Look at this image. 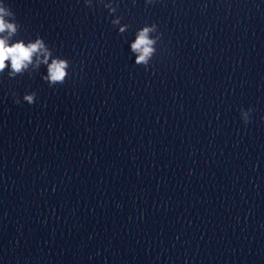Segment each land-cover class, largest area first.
<instances>
[{
	"label": "clouds",
	"instance_id": "9594fccd",
	"mask_svg": "<svg viewBox=\"0 0 264 264\" xmlns=\"http://www.w3.org/2000/svg\"><path fill=\"white\" fill-rule=\"evenodd\" d=\"M153 2L154 0H147L149 4ZM85 3L91 7L92 0H85ZM104 7L111 15L117 11L118 6L114 7L113 3L109 2L105 3ZM121 19V17L117 16L112 19L111 23L113 26L121 25ZM127 27L128 25H122L119 28V32L124 33ZM17 28L18 24L15 21V14L0 5V73H3L6 67H9V76L15 77L17 74L25 72L29 66L39 68L41 64H44L47 65V76L45 79L49 82V85L62 84L67 76L68 62L64 59H52L51 63H49L51 52L41 38L28 43L23 40L10 42L11 38L17 33ZM154 33H157V25L155 23L145 25L136 31L135 39L130 43V50L135 55V64L143 66L145 70L150 66V62L157 51L155 46L162 35L153 36L152 34ZM35 95V93L25 95L24 100L31 105L35 101ZM15 102L17 104L20 103L18 99ZM251 111V108L241 110V119L245 124L250 121Z\"/></svg>",
	"mask_w": 264,
	"mask_h": 264
}]
</instances>
